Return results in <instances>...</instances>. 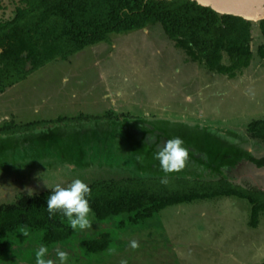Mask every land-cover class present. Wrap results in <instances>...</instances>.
Masks as SVG:
<instances>
[{
	"label": "rangeland",
	"instance_id": "374dc122",
	"mask_svg": "<svg viewBox=\"0 0 264 264\" xmlns=\"http://www.w3.org/2000/svg\"><path fill=\"white\" fill-rule=\"evenodd\" d=\"M19 1L3 0L0 19L13 18ZM252 37L251 64L231 77L192 59L159 23L111 33L108 41L90 45L67 59H54L7 88L0 94V127L9 122L16 129L80 114L170 118L236 130L244 134L246 141L241 145L246 150L264 157V142L248 132L250 122L264 119V57L259 51L264 36L256 21ZM222 62L230 64L226 54ZM118 91L122 94L116 95ZM43 127L39 124L37 130ZM73 127L86 129L79 142L81 150L72 146L74 158L81 157L75 165L64 161L62 149L67 146L61 148L60 144L45 150L31 145L27 151L3 152L0 206L31 196L29 190L34 194L50 190L44 179L66 185L76 178L88 183L140 175L130 138H144L158 150L166 141L159 133L148 131V126H121L116 121L59 128ZM224 175L246 188L255 185L264 190V167L250 161L225 169ZM251 208L249 201L238 196H217L168 206L138 226H119L122 215L102 223L91 216L92 226L78 229V237H99L106 232L111 239L106 251L85 256L80 240H75L55 245L46 259L59 264L55 254L59 247L69 254L67 264H264V211L254 228ZM31 233L23 229L12 233L13 249L0 258V264H36L35 253L42 245L39 234ZM132 241L139 247H131Z\"/></svg>",
	"mask_w": 264,
	"mask_h": 264
},
{
	"label": "trees",
	"instance_id": "16d2710c",
	"mask_svg": "<svg viewBox=\"0 0 264 264\" xmlns=\"http://www.w3.org/2000/svg\"><path fill=\"white\" fill-rule=\"evenodd\" d=\"M2 5L0 0V9ZM150 23L161 24L176 46L192 59L204 62L210 70L234 77L253 59V22L220 14L193 0H20L13 18L0 19V94L54 59H67L90 45L108 41L111 33L145 29ZM258 25L264 36V19ZM259 51L264 57V45ZM225 54L229 65L222 62ZM91 121H116L121 126L133 124L141 129L148 126V131L157 132L166 140L182 138L190 152L185 169L169 174V183L164 185L161 179L165 173L154 159L156 146L148 145L144 138L131 137L133 160L140 175L88 182L92 189L91 216L97 221H114L112 217L122 215L119 226H138L168 206L238 196L252 205L250 225L258 226L264 211V190L255 189V185L246 188L227 178L224 170L243 160L264 167V157H255L246 150L241 145L246 141L244 134L233 129L170 118H118L110 114H80L75 118L28 123L16 129L6 122L0 127V156L7 150L27 151L31 145L45 150L49 145L60 144L61 148L67 146L62 149L64 161L75 165L81 157L74 158L72 146L78 145L81 150L79 142L86 129L59 127ZM39 124L44 126L42 130H37ZM248 132L264 142V119L250 122ZM50 194L51 189L0 206V258L13 249L11 234L19 229L39 234L40 245L48 250L75 240H80L85 256L108 249V233L80 238L78 229L73 230L61 213L51 215L47 210Z\"/></svg>",
	"mask_w": 264,
	"mask_h": 264
},
{
	"label": "clouds",
	"instance_id": "9594fccd",
	"mask_svg": "<svg viewBox=\"0 0 264 264\" xmlns=\"http://www.w3.org/2000/svg\"><path fill=\"white\" fill-rule=\"evenodd\" d=\"M104 79V74L101 75ZM127 78H125L126 80ZM117 92L116 95H121ZM111 95V93H109ZM190 158V152L184 146V141L180 137L167 139L160 146L158 152L154 154V159L160 162L161 170L165 176L161 179V183L167 185L169 183L168 175L171 173H179L185 169ZM69 170L71 168L69 166ZM45 187L51 189V194L47 201V210L51 215L61 213L67 218L69 225L73 230L86 229L92 226L90 198L92 197V189L85 181L76 178L72 179L66 185L63 182L49 183L44 179ZM29 195L34 193L29 190ZM131 247L138 248L137 241L131 242ZM55 254L59 260V264H67L69 254L61 250L59 247L55 249ZM36 264H56V262L47 258L49 251L46 247L41 246L35 253ZM121 264H126V261H121Z\"/></svg>",
	"mask_w": 264,
	"mask_h": 264
},
{
	"label": "water",
	"instance_id": "95a60500",
	"mask_svg": "<svg viewBox=\"0 0 264 264\" xmlns=\"http://www.w3.org/2000/svg\"><path fill=\"white\" fill-rule=\"evenodd\" d=\"M220 14L243 17L251 22L264 19V0H193Z\"/></svg>",
	"mask_w": 264,
	"mask_h": 264
},
{
	"label": "crops",
	"instance_id": "0c3cea01",
	"mask_svg": "<svg viewBox=\"0 0 264 264\" xmlns=\"http://www.w3.org/2000/svg\"><path fill=\"white\" fill-rule=\"evenodd\" d=\"M2 94V93H1ZM247 200V199H246ZM248 201V200H247ZM263 212V211H262ZM251 213H252V208H251ZM258 227V226H257ZM254 228H256V227H254Z\"/></svg>",
	"mask_w": 264,
	"mask_h": 264
}]
</instances>
